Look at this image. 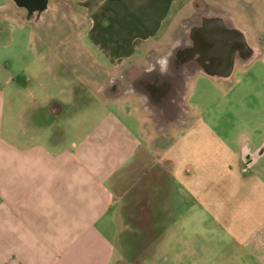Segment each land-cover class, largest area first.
Wrapping results in <instances>:
<instances>
[{
	"label": "rangeland",
	"instance_id": "1",
	"mask_svg": "<svg viewBox=\"0 0 264 264\" xmlns=\"http://www.w3.org/2000/svg\"><path fill=\"white\" fill-rule=\"evenodd\" d=\"M52 7L27 19L15 1L0 0V88L5 85L6 92L16 96L12 115L17 117L22 107L26 119L36 105L38 111L44 110L46 95L68 101L65 112L51 118L57 137L65 126L69 125L70 138L77 123L90 126L112 107L107 102L111 98L142 115L148 136L142 140L139 161L119 174L124 182L117 189L133 186L145 166L143 176L122 200V218L109 233L118 243L117 257L123 252L119 263L208 264L210 256L221 255L222 247L236 239L245 246L240 251L254 253L256 247V253L263 255L264 164L248 173L242 170L239 155L244 144L264 141V0H179L150 48L129 61L134 66L115 68L102 63L95 48H87L82 23L75 20L78 15L68 2ZM205 11L231 18L255 55L238 63L228 80L214 81L202 73L189 79L187 123L167 132L169 126L159 123L164 128L159 130L160 115L145 107L132 81L143 68L170 61L175 38L185 39L184 32ZM30 82L38 104L30 99ZM22 84L27 88L15 89ZM113 84L117 88L112 89ZM165 160L171 169L157 186L151 175L156 170L148 169L154 164L163 169ZM157 188L167 195L162 229L160 216L152 211Z\"/></svg>",
	"mask_w": 264,
	"mask_h": 264
},
{
	"label": "crops",
	"instance_id": "2",
	"mask_svg": "<svg viewBox=\"0 0 264 264\" xmlns=\"http://www.w3.org/2000/svg\"><path fill=\"white\" fill-rule=\"evenodd\" d=\"M178 1L49 0L47 13L52 6L68 2L73 14L78 15L75 20L82 23L81 34L87 48H95L104 58L102 63L111 68L127 64L133 67L129 61L150 48ZM18 7L27 12L26 7ZM181 39L175 38L172 49ZM151 67L143 70L149 71ZM12 82L13 79L6 83ZM31 83L30 99L38 104ZM4 87L0 88V264H120L123 252L117 257L118 243L109 233L115 231L122 218V200L139 182L145 166L140 169L138 179L133 180V186L120 191L117 185L123 181L119 174L139 161L142 140L148 136L146 121L138 111L127 109L124 103L111 98L107 102L112 107L90 126L77 123L70 138L68 125L62 136L57 137L51 118L64 113L68 101L46 95L44 110L38 111L36 105L26 119L21 107L16 117L11 113L16 96L7 93ZM25 88L27 84L15 86L18 91ZM138 91L145 107L160 115L157 107L153 111L147 106V94ZM185 104L189 112L187 98ZM185 117L186 114L181 121L168 123L156 117V127L160 130L162 125L169 126L165 127L167 132L186 124ZM246 144L260 150L257 162L248 172L251 173L264 164V141L259 145L251 141ZM153 166L148 172L156 170L151 175L158 186L162 178L165 182V173L170 172L171 165L165 160L163 169ZM156 190L157 205L152 211L161 219L167 195H162L159 188ZM149 199L155 200L151 195ZM160 219L159 226L164 220ZM233 241L222 247L225 252L221 255L210 256L208 264H264V253H256V247L254 253H244L240 251V246L245 247L242 240ZM210 257L205 256V260Z\"/></svg>",
	"mask_w": 264,
	"mask_h": 264
},
{
	"label": "flooded vegetation",
	"instance_id": "3",
	"mask_svg": "<svg viewBox=\"0 0 264 264\" xmlns=\"http://www.w3.org/2000/svg\"><path fill=\"white\" fill-rule=\"evenodd\" d=\"M32 4L38 5V1L33 0ZM203 9H205V7ZM201 20L202 14L197 17V20L193 24L198 21L200 22ZM203 23L204 22H202V24ZM193 24H190V27ZM197 33L199 34V31H196L193 36L197 37ZM185 40L181 39L180 43L174 48L170 61L167 59V62L152 64L151 70L148 71L147 69H144L143 72L132 81V86L136 90H140L147 94V106L152 108L157 107V112L160 113V117L161 119H164L163 121L165 123L174 120L181 121L186 113L187 108L185 100L188 96L189 85L192 81L190 80L188 82L189 79L192 77L194 79L198 73H202L214 81H224V79H227H222L223 77H214L200 69L199 62L192 57V53L194 52L193 49H196L193 48L195 47L194 42L190 41L186 43ZM206 54H209V52L207 51ZM243 54L244 52L242 51L235 54L233 74L238 63L243 62ZM215 55L216 59L220 63V66L222 68L227 67L229 63L228 58H230L228 48H224L220 54L216 53ZM216 66L220 69L218 64ZM116 86L117 85L113 84L112 89L117 88ZM259 155V149H251L247 147V145H244L240 156L242 170L249 172L252 166L257 162Z\"/></svg>",
	"mask_w": 264,
	"mask_h": 264
},
{
	"label": "water",
	"instance_id": "4",
	"mask_svg": "<svg viewBox=\"0 0 264 264\" xmlns=\"http://www.w3.org/2000/svg\"><path fill=\"white\" fill-rule=\"evenodd\" d=\"M19 6L27 8V19H36V14L43 15L48 8L49 0H37L38 5H33V0H13ZM40 17V16H39ZM202 22H204L202 24ZM202 24V25H201ZM197 33V37L193 34ZM191 32V34H190ZM186 43L193 41L196 49H193L192 57L199 62V67L205 73L214 77L228 78L234 71V56L239 51L244 52L242 61H248L255 55V50L249 44L244 31L237 27L231 18L220 13L205 11L202 20L196 22L185 33ZM191 37V39H190ZM196 39V40H195ZM228 48L230 58L227 67H221L216 59V53L220 54L224 48ZM208 51L209 54H206ZM212 52V54H211ZM219 65L220 69L216 65Z\"/></svg>",
	"mask_w": 264,
	"mask_h": 264
},
{
	"label": "trees",
	"instance_id": "5",
	"mask_svg": "<svg viewBox=\"0 0 264 264\" xmlns=\"http://www.w3.org/2000/svg\"><path fill=\"white\" fill-rule=\"evenodd\" d=\"M149 201H151V200L149 199Z\"/></svg>",
	"mask_w": 264,
	"mask_h": 264
}]
</instances>
